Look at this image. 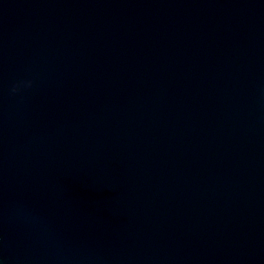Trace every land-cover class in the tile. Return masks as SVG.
Returning a JSON list of instances; mask_svg holds the SVG:
<instances>
[{"label": "water", "instance_id": "obj_1", "mask_svg": "<svg viewBox=\"0 0 264 264\" xmlns=\"http://www.w3.org/2000/svg\"><path fill=\"white\" fill-rule=\"evenodd\" d=\"M0 264H264V0H0Z\"/></svg>", "mask_w": 264, "mask_h": 264}, {"label": "clouds", "instance_id": "obj_2", "mask_svg": "<svg viewBox=\"0 0 264 264\" xmlns=\"http://www.w3.org/2000/svg\"><path fill=\"white\" fill-rule=\"evenodd\" d=\"M16 90H17L16 88H13V89H12V91H14V92H15Z\"/></svg>", "mask_w": 264, "mask_h": 264}]
</instances>
